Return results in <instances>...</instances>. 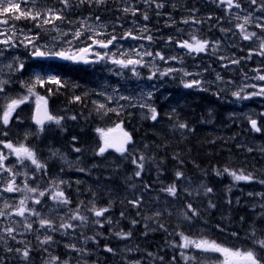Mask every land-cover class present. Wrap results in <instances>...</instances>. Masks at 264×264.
<instances>
[{"label": "trees", "instance_id": "trees-1", "mask_svg": "<svg viewBox=\"0 0 264 264\" xmlns=\"http://www.w3.org/2000/svg\"><path fill=\"white\" fill-rule=\"evenodd\" d=\"M156 2L163 3V8L158 9ZM156 2L107 0V3L100 7H89L88 4L79 5V0H73V4L79 6L69 9L65 13L67 20L59 24L62 30L69 28L73 32L80 29L81 20L91 17L89 21L93 23L98 15L106 24L107 31L114 32L117 36L129 30L138 35V28L146 26L150 32L147 35L162 39L169 37L165 40L166 45L163 46V42L156 43L154 47L151 46L152 50L157 52L164 50L163 47H168L171 53L180 48L177 41H191L192 37L200 35L198 32H204L203 30L211 27L214 22L211 18L222 17L207 0ZM32 3L33 0H28L27 4L21 3V7H32ZM59 5L58 0L35 3L36 8L62 7ZM126 7L135 8L136 15L125 13L123 9ZM144 14L148 15V20L143 19ZM186 20L187 23L184 22ZM11 21L26 33L31 30V34H38V40L55 36L54 31L47 30L48 26L41 29L35 27L31 21ZM204 21L209 24L208 27L203 26ZM88 35L90 33L85 32L79 39L73 38L72 48L75 50L80 43H91L86 39ZM141 43L149 45L146 39ZM247 52L235 48L232 57L240 61L237 68L243 69L244 74L250 76V71L257 69V66L254 64V58ZM203 59L204 63H210ZM215 61L216 59H212L211 63L217 64ZM46 66L41 67L42 76L55 75L65 86L51 94L48 89H56L57 85H37V88L43 90L42 95L49 102L53 113L64 119L61 125H56L43 139L44 142L49 140L65 152L76 155L72 168L61 173L66 188L69 189L67 196L70 201H75L72 192L78 191L79 206L88 204L90 208L93 205L97 208H109V227L116 224L119 230L124 227L122 223L128 221L131 239L135 244L149 252L164 253L171 264H180L176 259L178 243L182 239L180 233L193 240L203 234L224 248L235 251L253 249L264 255V249L255 243L257 239H264V202H261L264 198L263 189L259 191L257 200L250 199L236 193L237 189L233 188L232 182L225 181V175L216 174L217 171L223 172L224 168L236 171L256 167L258 170H264V156L259 151V146H264V130L254 132L247 115L237 116V119L236 114L230 111L229 107L227 109L223 92H219L218 100L215 99L217 90L209 88L203 91L200 100L193 98L189 92L180 91L179 88L177 92L171 93L168 99L156 97L155 108L159 113L156 121L149 118V111H139L137 107L119 109V115L114 112L103 115L92 109V101L96 98L102 77L97 69L91 71L55 62H49ZM218 68L215 65V69ZM75 96H80L81 100L75 101ZM258 100L264 104V98ZM261 110L264 112V107ZM73 115L76 116L75 120L70 119ZM253 119L264 125V117L260 114ZM179 122L187 123L193 131L179 129ZM104 127L122 129L131 135L133 144L126 154H117L107 149L103 156L97 155L99 148L104 145L98 135V129ZM73 137H76L75 141ZM75 147H79L81 151H74ZM140 154L149 159L145 161L141 176L136 177L137 168L133 160ZM177 171L183 173L185 180L182 184L181 180L176 178ZM258 178L264 179V174ZM171 184L177 185V197H172L164 191ZM202 185L211 187L213 191L205 195ZM185 189L191 191L192 195ZM197 190L199 195L196 194ZM161 196L172 198L176 207L162 208V200L159 199ZM137 198L141 200L138 208L128 202ZM209 201L215 204L214 208L209 207ZM187 203H191L199 211V215L192 220H186L183 216ZM161 209L166 213L156 218L155 213ZM81 210L86 211L84 208ZM133 221L136 223L133 224ZM161 224L164 228L160 227ZM145 225L148 226L147 231L143 230ZM86 236L95 238L91 241L98 244L100 254L107 253L106 247L113 248L116 243L113 235L101 231H89ZM163 249L166 250L163 252ZM171 249L174 252L168 254ZM58 252L63 251L59 249ZM0 255L5 256L1 253Z\"/></svg>", "mask_w": 264, "mask_h": 264}, {"label": "snow or ice", "instance_id": "snow-or-ice-1", "mask_svg": "<svg viewBox=\"0 0 264 264\" xmlns=\"http://www.w3.org/2000/svg\"><path fill=\"white\" fill-rule=\"evenodd\" d=\"M28 0H0V25H9L10 20H27L33 22L34 26L37 28L45 29L46 26L47 30L54 31L60 33V35H68L67 33L63 32L60 24L57 23V21L63 23L65 20H67V17L65 16V13L73 8L74 6H79L83 4H88L89 7L92 5H95L96 7H100L107 3V0H79V5H74L73 0H59L62 7L55 8V7H45V8H36L35 6V0H33L32 7H21V3L27 4ZM148 2V0H146ZM152 2H156V0H152ZM221 3H227V6L229 9L235 7L236 9H239L241 12L244 11V9L241 6V3L239 0H220ZM250 5H256V8L254 11H258L262 13L261 16L256 17V21H253V13L249 12L247 15L241 16L239 14L236 15L237 20H242V23H239L236 25V27L239 29L240 33L242 34V37L244 40H251L253 37H256L260 39V37L257 36L256 32H249L246 25L254 24L256 28H260L262 32H264V0H248ZM163 3L156 2V7L158 9L163 8ZM125 13L131 12L132 15H136V9L131 7H126L123 9ZM9 13H13V15H7ZM89 18H85L80 21V29L75 30L72 32V36L75 39H79L83 33L88 32L90 35L86 37L87 40H90L92 43L89 45L87 43L84 44L83 47H76L75 51H72L69 49H64L60 51H41V45H38L36 41L39 39L38 34H31V30L29 32H24L23 29H17L15 24L9 25V31L8 32H0V36L3 37V39H0V46H3V48H0V57L4 55L6 51L11 50L12 48H16L19 46H23L26 49H29L34 56L39 57H46V56H53L58 57L62 60L66 61H72L75 63H98L100 61L104 62H110L113 65H116L118 68L121 69H129L134 76L137 78L140 77L139 72L137 69L139 67H142L145 65L144 57H152L153 53L151 51L145 50L141 52L139 49L133 50L132 53H129L127 51L119 50L118 52H100L95 51L93 52V48L98 49H110L116 45V42L118 40H124V39H133V40H148L152 41L153 37L151 35H145L149 30L146 26L139 29V34L135 35L131 30L121 33L120 36H117L114 34V32L110 33L107 31V26L104 22L101 21L100 16L95 17V22L92 24H89ZM144 20H148L149 17L147 14H144L143 16ZM71 23V21H68ZM187 23L188 21H184ZM17 31L21 33L20 36H17ZM221 31H225L224 29H221ZM105 36V39H99L98 37ZM55 40H59L60 36L54 37ZM69 45H72V41H65ZM171 42V41H169ZM212 42L208 40H202L198 39L196 37H192L191 42L188 40L183 41H177V46L180 48H184L187 50L188 53H203L207 52L210 48V45ZM44 48H47L48 46L45 44L43 45ZM143 45H141V48ZM216 47H218V42L216 44ZM216 47H212L211 51L215 53ZM260 51L259 55H264V39H261V43L259 45ZM94 55L96 57L95 60H89V55ZM251 55V53H250ZM155 58L167 62V59L165 56L161 55L159 52L155 53ZM170 59H178L177 57L173 56ZM221 59H224V57H221ZM15 63V67H14ZM14 63H7L5 66L12 70L14 69L15 72H22L24 71L25 65L23 62H19V58H14ZM230 63L233 64H239L240 61L237 59H230ZM153 71L147 76L148 80H153L157 77V74L159 73L160 77L170 75L172 72L178 71L175 68H168L166 70H159L155 64L152 65ZM227 67V65H225ZM119 74V73H117ZM184 76H189L191 73H188L186 71L183 72ZM259 80H264V75H259L256 77ZM217 79H220L219 74L217 75ZM10 83L7 79H0V93L5 92V86ZM202 81L199 80H192L190 82H184L185 88H193L197 87L198 90L203 91L204 89L200 88V84ZM45 84H55L58 87L56 89L49 88L48 91L51 94L53 91H59V88H62L65 86L64 82L55 75H49L47 77H42L40 75H36L34 78H30L28 81H21V86L26 88V91L28 95L19 96L18 98H10L2 108V112H0V125H3L4 127H7L12 123L13 116H16L17 121L22 122L19 114L17 113V109L21 107L26 101L28 100V97L31 95H36L34 92V89L37 87V85L43 87ZM250 87H255V85H250ZM240 91H235L232 93L233 96H235L238 100L239 99H250L251 96L254 95H264V88H261L259 93L253 92L251 94H245L241 96ZM119 90L114 89L113 95H108L106 93H101V95L105 96V100L109 103L113 100L116 101L117 104H119L120 100H128L130 101L129 106H136L135 104H132L131 101L134 99L132 96H125L122 94H118ZM142 95H144L142 93ZM147 97L150 99L153 95V92L149 91L147 94ZM75 101H80V96L74 97ZM43 101L44 108H41L40 102ZM47 100L43 96H37V106H36V115L33 117L34 122L36 125L39 126V131H44V125L45 122H51L56 124L57 126L61 125L63 117L54 116L50 114L47 110ZM142 108H147L150 112V119L152 121H156L158 119L159 113L157 112V109L152 105H147L144 103H141L139 105ZM120 109L124 108V105L119 106ZM97 111L98 113H101L103 115H107L110 112H114L117 115L120 114V112L117 110V108L108 107L106 103H98L97 104ZM70 119L75 120L76 116H71ZM251 129L256 132H261L264 130V125L258 124V121L256 119H252L251 117H248ZM177 127L179 129H184L188 131H193V129L189 128V125L184 122H179L177 124ZM98 131L101 133V136L104 137V145L99 148V151L97 155L103 156L107 149L109 148H115L117 152H120L123 154L127 151L126 145L132 142L131 135L127 132L121 129V134L119 137H113L109 139L108 133L112 132L113 129H108L107 132L104 130L98 129ZM2 135H8L7 132H3ZM25 135H29V133H25ZM73 140H76V137H73ZM0 144L3 145L4 148L8 149L9 152L6 154L3 151H0V193L6 192V193H15L20 192L24 193L23 198L19 200V203L15 206V211L13 213H7V215L10 217L11 215H15L18 217L23 218L21 221L22 227L27 229L28 231L33 230V223L39 224V229H47V232L43 234L42 238L38 235L37 239L40 240V243L42 245H51L55 243L53 235L51 233L60 231V229H64V232L62 234L68 235V230H72L75 232V230L78 227L81 226H87L89 222V217L87 215H84L81 213L80 208H75L70 210V214L65 219H60L59 223L54 221L53 219L47 218L46 216H43L40 211H38L35 208L28 207V201H31L34 204L39 205L41 203V198L45 197L46 195L49 196V198L54 201L58 205H68L70 204V200L65 195V192L62 190L60 185L64 184L63 180L56 181L53 180L51 182L52 186L50 188H47L46 190H42L40 186L37 184L35 186H30L28 184V179H35V176L29 177L27 172H20V171H13V168L16 167V165H7L5 163L6 160H8L9 155H14L16 157V160L19 165H25V161H29L31 165L35 166V169L37 171H46L47 165L44 163H41L36 156V152L31 149L30 147L26 146L25 144L21 143L18 146L14 145L12 142L8 141L5 142L3 140H0ZM74 151L80 152L81 149L79 147H75ZM251 151V149H249ZM53 156L59 155L57 152L52 153ZM61 160H64V157L60 156ZM149 159V157H146L144 154H140L138 158H135L133 160V163L136 165L137 171L135 172L136 177H140L141 173L144 171L145 168V161ZM66 162V161H65ZM80 171H84V169H79ZM7 173L8 176L5 177L4 174ZM223 173H227L230 175L234 181L236 182H258L261 184H264V179L257 180L256 177L253 176L252 173H245L243 170L234 171L230 170L229 168H224L223 172L217 171L216 174L222 175ZM18 175H23L25 177L23 181V187L16 184V177ZM176 178L177 179H183V173L180 171L176 172ZM147 187V186H145ZM204 187L205 195L208 193H211L213 189L211 187L201 186ZM170 196L177 197L178 188L176 184L169 185L166 189H164ZM186 192H188L189 195H192V192L188 189H185ZM196 194L199 195V190L196 191ZM249 195H252V193H249ZM130 204H132L135 207H140L141 200L139 198L134 200L128 201ZM231 203V201H229ZM12 205L8 203L7 200L4 201V208L8 209L11 208ZM209 207L214 208L215 204L211 203L209 201ZM185 211L183 213V216L186 220H192L194 217L199 215V211L193 207L191 203H187L185 205ZM88 211H91L95 217L100 218L104 217L107 223H111V219L108 217H105V213L109 211V208H97L95 205H93ZM6 215L5 212L0 211V217H4ZM123 216V212L121 213ZM156 216H160L161 213L158 211L155 213ZM28 216H35L37 217V221L29 222ZM72 221H76L78 223H72ZM93 224H99L101 227H103V224L99 219L93 220ZM133 224L136 223V221L132 222ZM147 227V226H146ZM161 228H164V225H160ZM166 230V229H165ZM39 231V230H37ZM17 232V229L12 226H6L3 228V233L10 238L11 240H16V235L14 233ZM122 239H127L131 236V232L124 233L119 232L117 233ZM181 238L183 240V244L181 247L183 248H194L196 250L202 251V252H219L223 253L225 257H241L243 259L244 264H264V257H261L258 255V253L253 250H247L246 252L240 253V252H233L228 248L221 247L217 245L214 241L210 242L208 240H193L190 239L188 236L184 235L183 233H180ZM255 235V233H253ZM3 239V236H0V240ZM88 239L95 240L94 237H90ZM6 243V241H5ZM255 243L259 246V248L264 249V239H257ZM66 248H69L71 251H76L83 253V249H78L75 244H69L65 245ZM7 252H15L17 253L21 259L25 261H29L30 253L32 249L25 245L24 248H15L7 247ZM47 251V249H45ZM106 251L108 252H114L112 248L106 247ZM51 255V254H50ZM183 256L184 254L181 253ZM160 259H163L161 257ZM189 259L195 261L197 257L193 256ZM0 264H2V258H0ZM48 264H69V261H60L59 257L52 256L51 260L48 262Z\"/></svg>", "mask_w": 264, "mask_h": 264}, {"label": "rangeland", "instance_id": "rangeland-1", "mask_svg": "<svg viewBox=\"0 0 264 264\" xmlns=\"http://www.w3.org/2000/svg\"><path fill=\"white\" fill-rule=\"evenodd\" d=\"M239 2L241 3L242 8L244 9L243 12H241L239 9H236V8L234 10L229 9L228 7L224 9V12H225L224 21L230 22L229 27L231 28V30H233L232 34L234 35V38L232 39V41H231L232 37L229 38V40L231 41V43L234 44V46H237L239 41L243 40L242 34L240 33L239 29L236 27L237 24L242 23L243 21L237 20L235 18L236 15L239 14L241 16H244V15H247L249 12H252L253 21H256V17H259L262 15V13L258 11H254V9L256 8V5H250L248 0H239ZM59 6H61V4ZM57 23H60V22L57 21ZM219 23H221V21ZM89 24H92V22L89 21ZM9 25H10V22H9ZM9 25L1 26V29L3 30L9 29ZM246 27L249 32H256L257 36L260 37V39L253 37L251 40H246V41L251 46V50L249 51L255 55L254 59L256 63L258 64L263 63L264 55H259L257 53H259L260 51L259 45L261 43V39H264V32H262L260 28H259L260 30L256 31L254 29L256 28L254 24L246 25ZM139 29L140 28H138V30ZM251 29H254V31ZM63 32L68 33L69 31L65 30ZM56 34L57 32H55L54 34L55 36H48L47 38H44L38 43V45H41V49H40L41 51H49V52L54 51V50L60 51V50L69 49L70 47H72V45H69L68 43L65 42V41H69V38H67V35H60V33H58L57 35ZM147 34H150V32L148 31L147 33H145V35ZM20 35L21 33L17 32V36H20ZM56 36H60V39L55 40L54 37ZM236 37H240L239 38L240 40L239 39L236 40ZM197 38L206 40L203 37L202 38L197 37ZM207 40L212 42L207 52L195 54V53H188L186 49L182 51L183 54L188 55L187 61L182 60L183 55L176 56V54H170V55L165 56L166 58H169L167 59V62L155 58L154 55L152 57H147V56L144 57L145 65L137 69V71L140 74L139 78L134 76L133 73L129 69L118 68L116 65H113L110 62L100 61L98 63H95L99 67V72H101V74L104 76L102 80L99 81L96 98H94L92 101V106H93L92 109L94 111H97L98 103H106L108 107L112 106L114 108H117V110L120 109L119 107L120 105H124L123 109L125 110L129 109L130 107H137L139 111H148L147 108H142L139 105L141 103L152 105V100L154 96L153 88H156L157 85H155L156 83H153L154 82L153 80H148L147 77L144 76V73H140V70H144L145 72L151 73V71H153V67H152L153 64H155V66L161 71L166 70L170 67L179 70L182 73L179 76L180 77L182 76L185 82H190L192 80L202 81V83L200 84V88L209 86L208 82H203V76L207 73L210 74L209 68L201 66L199 63L198 57H200L203 54L204 55L207 54L209 57H214L211 49L212 47H216L217 42H218V47H216V50L220 49L219 52L223 54L225 52L222 50L221 44L219 41L214 40V39H207ZM45 44L48 46L47 48L43 47V45ZM141 45H143L142 48H141ZM79 47H83V45L80 44ZM0 48H3V46H0ZM135 49H139L141 52L145 50L151 51L150 47H147L144 44H140L139 42H134V41L128 42L126 44L118 43L114 47L106 51L118 52L119 50H122V51H127L129 53H132L133 50ZM25 51H26V48L23 46H21V48L18 47V49L16 47V48H12L9 51H6L4 55L0 57V79H7L10 81V83L5 86V92L0 93V110L3 108V105L10 98H18L19 96L28 95L26 88L21 86V81H26V78H22V77L21 79L18 78L19 76L22 75L23 71L20 73L15 72L14 69L10 70L5 66L7 63H14V58L16 57L19 58V62H23L25 64L26 61L24 57H21L22 53H24ZM95 51L96 50L94 49L93 52ZM223 54L218 55V60L220 63H223V59H221V57H224ZM92 56H93V59L95 60L96 57L94 55ZM173 56L177 57L178 59H175V60L170 59ZM183 63L188 64L189 66L181 69L182 67L181 64ZM14 67H15V63H14ZM184 71L191 73V75L184 76L183 75ZM226 71L229 73L227 77H230V78L220 77L219 83L217 84V87H216L217 93L215 94V99L218 100L219 92H223V95L225 98L223 99L224 101L226 100L225 103H226L227 109L229 107L231 111H235L236 113H238L237 115L246 114L249 117H252L254 115V118H255L258 114H260L261 117H264V112H261L263 111L261 109L264 107V104L261 103L260 100H258V99H263L264 95H254V96H251L250 99H239V100L235 96L232 95L233 92L240 91L241 89H243V91L241 92V96L245 94H251L253 92L259 93L260 89L264 88V80H259L256 77H258L259 75H264V71L258 72V73L256 72L250 77H246V76L238 77V74L234 72V66H233V69L232 67H229ZM175 72H172L170 75L163 76V77L170 78L174 75ZM193 72L195 75L193 74ZM26 74H27V71H26ZM157 76H159V73L157 74ZM111 77L113 78L110 81ZM163 77H160V78H163ZM117 83H120V84L117 86L116 85ZM250 85H255V87H250ZM114 89L119 90L118 94H122L125 96H132L134 99L131 101V103L135 104L136 106H129L130 101L128 100H120L119 104H117L115 100H113L110 103L106 101L105 96L101 95V93L113 95ZM193 89L196 90L197 87L191 88V90ZM149 91L153 92V95L150 99L146 95ZM34 92L36 93V95L29 96L26 103L21 105V107L25 106L27 107V109L30 110V111L27 110L26 113L28 112L31 115V117L33 115L34 107L37 105V96H41V94H38L36 90H34ZM142 93L144 95H142ZM21 107L17 109V113L20 111ZM237 115H236V118L238 119ZM30 125L33 126L31 122V118H30ZM30 130L32 132V128H30ZM47 130L49 131V129ZM101 130H104L105 132H107L108 129L107 127H104V128H101ZM41 133H44V131ZM110 133L111 132H109L108 134ZM17 135H18V138L12 137L11 142L17 146L23 143L26 146L33 149L36 152L37 159L41 163H44L47 165L46 171H48V173L46 176L43 175V171H37L35 169V166L31 165L29 161H25V165H27V167H25L24 165H19L16 160V157L14 155H9L8 160H6L5 163L10 166L16 165V167L13 168L14 172L15 171L27 172L29 177L35 176V179H31V178L28 179V184L30 186H35L38 184L42 190H46L47 188H50L52 186L51 182L53 180H56V181L65 180L61 176V173L63 172L62 169L69 168L75 162L74 158H72V156H70L69 153L63 152L62 150H59L58 148H54L55 146L53 145H49L47 149L42 150L41 148L40 150H38L34 148L36 146H31L29 142L22 141V140L25 141V138H24L25 134H17ZM99 135L100 137H102L100 132H99ZM19 136L21 138H19ZM33 136H36V135H33ZM8 141H10V138L6 140V142ZM0 151H3L6 154L9 152V150L4 147H2ZM259 151H261L262 152L261 154L264 156V146H259ZM53 152H57L59 155L53 156L52 155ZM61 155L64 157V160L60 159ZM50 165H52V167ZM53 165H56L57 167L55 166L54 168ZM240 170H243L245 173H252L253 176L256 177L257 180H259L258 176L260 177V175L264 174L263 169L258 170V168L256 167H248V168L240 169ZM236 171H239V170H236ZM261 171H263V173L259 174V172ZM41 172H42V177L39 176V173ZM4 176L7 177L8 174L5 173ZM227 176L228 177H226V180H229V178H232L228 174ZM24 179L25 177L23 175H18L16 177V184L23 187ZM232 184L234 185L233 188L237 189L236 193L238 194L245 193L246 197L250 199L257 200L259 196L258 193L262 189H263L262 196H264V184H261L255 181L251 183L243 182V181L236 182L233 180V178H232ZM0 187H2V185H0ZM60 187L62 188V190L65 192V195H66L68 190L66 189L65 181L63 185H60ZM249 193H252V195H249ZM72 194L75 199L74 205L75 207H77L79 206V199H80L79 192L74 191L72 192ZM23 195L24 193H20V192L0 193V211H3L6 213L4 217H0V236H3V239L0 240V253L5 255V256L0 255V258H3L2 264H48L52 256H56L60 258V256L57 253L54 255L52 252V251H57L59 248L64 250L63 256L69 258L68 260L69 264H90L89 263L90 261L93 262V261H98V260L102 261L101 264H103L105 263L103 261V258L105 257V255L103 253L100 254V252L97 249L98 244L96 242H93L91 241V239H88L86 235L88 234L89 231L92 233H99L101 231V233L103 232V233H107L108 235H113V237L116 239V243L113 248L114 252H107V253H108V257H111L113 261H118V264H120L121 262H123L124 264H141L140 263L141 261L143 262L147 261V264H165L163 262V259H160L158 256L146 254L144 250L136 248L135 241L131 239L132 234L127 239H122L119 235H117V233L119 232H124V233L129 232L130 226H129L128 221L123 222L122 225H124V227L118 230L116 224L114 225L111 224V226L109 227L110 223H107L104 217L97 218L94 216L93 213H91L89 216V222L87 226L78 227L75 230V232H73L72 230H68V235L62 234L64 232V229H60V231L51 233L53 235L55 243L51 245H42L40 243V240L37 239V236L39 235L42 238L43 234L47 232V229H39V224L33 223V230L28 231L21 225V221L23 218L15 216V215H11L9 217L7 215V213H13L15 211V206L19 203V200L23 198ZM160 198L166 200L164 201L165 206L168 205L169 203L173 204L172 202L167 201L169 200L167 196H161ZM5 200H7L8 203L12 205L11 208H8V209L4 208ZM261 202H264V198H262ZM28 207L37 209L38 211L41 212L43 216L53 219L57 223H59L60 219L62 218L67 220L70 214V210L75 209V207H73L71 204H68V205L56 204L54 201H52L49 198L48 195L41 198V203L39 205L34 204L31 201H28ZM83 208L86 210L85 211L86 213L91 212V211H88V209H90V206L88 204L83 206ZM168 208L169 207H167V209ZM81 213L84 214L82 210H81ZM108 214L109 212L105 213V217H107ZM155 217L153 215V218ZM96 219H99L101 223L103 224V227L107 229H104L99 224H93L92 221ZM28 221L29 222L37 221V217L28 216ZM72 223H78V222L72 221ZM9 225L17 229V232L14 233L16 235V240H11L3 233V228ZM146 226L147 225L143 227V230L147 231L148 226L147 227ZM201 239L203 238L197 237L196 240H201ZM58 240L60 241L57 242ZM204 240H207V239H204ZM69 244H75L78 249H83L84 250L83 253L71 251L69 248H66L65 245H69ZM182 244H183V240L181 239V241L178 243V248L180 252L179 257L183 259L184 262L187 261L189 264H244L243 259L241 257H227L226 258L223 253L202 252V251L196 250L191 247L186 249V248L181 247ZM25 245H27L28 247L32 249L31 253H35L39 255V257L41 258L40 263L35 262L34 257H31V256L29 257V261H25L21 259L20 256L14 251L9 253L6 250L7 247H13V249H15V248H24ZM45 249H47V251H45ZM162 251L164 252V250ZM231 251L243 253V252H246L247 249L246 250H236V251L231 250ZM181 253H183L184 255L182 256ZM139 255H141L142 257H140ZM258 255L261 257H264V255L260 254V252ZM32 256H35V255H32ZM193 256L197 257L195 261L189 259L190 257H193ZM134 257L137 258V261H133V260L131 261V258H134ZM65 260L67 259L65 258Z\"/></svg>", "mask_w": 264, "mask_h": 264}, {"label": "water", "instance_id": "water-1", "mask_svg": "<svg viewBox=\"0 0 264 264\" xmlns=\"http://www.w3.org/2000/svg\"><path fill=\"white\" fill-rule=\"evenodd\" d=\"M59 60H61L60 58H58ZM75 65H81V66H83V65H85V66H87V65H89L90 63H87V64H85V63H83V62H81V63H75V62H73ZM47 107V106H46ZM41 108L43 109L44 108V105H41ZM47 110H48V108H47ZM49 112V111H48ZM36 115V114H35ZM46 123V122H45ZM120 136V133H114L113 135H112V137L111 138H113V137H119ZM128 145V144H127ZM126 145V146H127ZM125 146V147H126ZM113 149H115V148H113ZM116 150V149H115Z\"/></svg>", "mask_w": 264, "mask_h": 264}, {"label": "bare ground", "instance_id": "bare-ground-1", "mask_svg": "<svg viewBox=\"0 0 264 264\" xmlns=\"http://www.w3.org/2000/svg\"><path fill=\"white\" fill-rule=\"evenodd\" d=\"M69 179V177H68ZM106 264H118V261H108V260H105L104 261Z\"/></svg>", "mask_w": 264, "mask_h": 264}, {"label": "flooded vegetation", "instance_id": "flooded-vegetation-1", "mask_svg": "<svg viewBox=\"0 0 264 264\" xmlns=\"http://www.w3.org/2000/svg\"><path fill=\"white\" fill-rule=\"evenodd\" d=\"M1 32V31H0ZM3 37L1 36V38L0 39H2Z\"/></svg>", "mask_w": 264, "mask_h": 264}]
</instances>
